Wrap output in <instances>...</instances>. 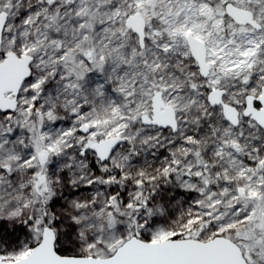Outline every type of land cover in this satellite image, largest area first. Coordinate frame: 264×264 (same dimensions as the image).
Here are the masks:
<instances>
[{
    "label": "snow or ice",
    "instance_id": "snow-or-ice-1",
    "mask_svg": "<svg viewBox=\"0 0 264 264\" xmlns=\"http://www.w3.org/2000/svg\"><path fill=\"white\" fill-rule=\"evenodd\" d=\"M0 264H264V0H0Z\"/></svg>",
    "mask_w": 264,
    "mask_h": 264
}]
</instances>
